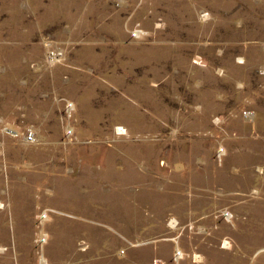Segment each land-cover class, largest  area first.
<instances>
[{
	"label": "rangeland",
	"instance_id": "rangeland-1",
	"mask_svg": "<svg viewBox=\"0 0 264 264\" xmlns=\"http://www.w3.org/2000/svg\"><path fill=\"white\" fill-rule=\"evenodd\" d=\"M0 247L264 264V0H0Z\"/></svg>",
	"mask_w": 264,
	"mask_h": 264
},
{
	"label": "bare ground",
	"instance_id": "bare-ground-1",
	"mask_svg": "<svg viewBox=\"0 0 264 264\" xmlns=\"http://www.w3.org/2000/svg\"><path fill=\"white\" fill-rule=\"evenodd\" d=\"M140 82V81H139ZM153 86V85H152ZM145 93V92H144ZM151 107V106H150ZM155 112V111H154ZM156 114V113H155ZM158 115H159V113H158ZM149 160V159H148ZM188 163V162H187ZM108 164V163H107ZM145 165V164H144ZM45 213V212H44ZM229 217V216H228ZM264 250V249H263ZM2 251H3V249L0 247V253H2ZM178 252H180L179 250H178ZM182 253V252H181ZM185 255V254H184ZM177 258H178V256H177ZM44 262V261H43Z\"/></svg>",
	"mask_w": 264,
	"mask_h": 264
},
{
	"label": "built area",
	"instance_id": "built-area-1",
	"mask_svg": "<svg viewBox=\"0 0 264 264\" xmlns=\"http://www.w3.org/2000/svg\"><path fill=\"white\" fill-rule=\"evenodd\" d=\"M26 139H27V140H32V139H33V137H32V135H31V134H27V135H26Z\"/></svg>",
	"mask_w": 264,
	"mask_h": 264
}]
</instances>
